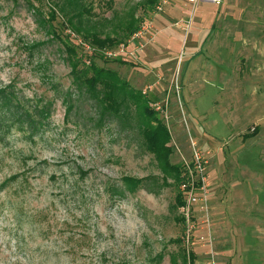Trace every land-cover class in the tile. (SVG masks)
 <instances>
[{
  "label": "rangeland",
  "instance_id": "rangeland-1",
  "mask_svg": "<svg viewBox=\"0 0 264 264\" xmlns=\"http://www.w3.org/2000/svg\"><path fill=\"white\" fill-rule=\"evenodd\" d=\"M83 1L103 36H121L141 0ZM57 2L0 0V98L16 94L37 121L40 109L50 113L36 133L15 110L0 113V264H185L181 251L187 264H264V0H167L147 16L138 8L143 33L123 57L107 51L136 32L94 45ZM62 40L81 67L114 69L145 93L172 136L173 163L183 168L194 149L208 159L211 245L198 238L208 233L203 216L183 241L180 185L159 186L134 130L100 120L77 92L67 111ZM143 178L148 188L137 187Z\"/></svg>",
  "mask_w": 264,
  "mask_h": 264
},
{
  "label": "trees",
  "instance_id": "trees-1",
  "mask_svg": "<svg viewBox=\"0 0 264 264\" xmlns=\"http://www.w3.org/2000/svg\"><path fill=\"white\" fill-rule=\"evenodd\" d=\"M60 1L57 2L58 10L66 17V22L72 31L74 30L94 45L107 46L117 44L136 32L140 18H143L136 15L138 8L142 9L143 15L147 16L157 9L162 0H141L133 5L129 15H125V27L121 36L109 34L103 36L102 32L98 30V20L93 16L91 7H88L83 0ZM56 13L57 9L54 8L50 17L55 18ZM51 30L55 36L61 39V35L57 34L54 27ZM62 41L68 52L67 60L72 76L71 90L68 91L65 98L67 111L71 112L77 106L76 99L73 97L76 92L78 96H85L92 102L100 120L120 123L122 127L132 129L140 136L143 152L153 154L162 173V179L159 177L154 179H157L158 184L161 180L167 182V180L173 179L177 182L178 187L183 180V168L170 159L172 136L158 112L151 106L149 98L141 89L133 87L114 69L99 66L95 62L81 67L80 59L77 57V47L72 43ZM1 96L0 113H12L15 110L19 115L24 116L21 122L29 123L32 126H30L31 130L35 133L43 128L45 122L42 119H46L50 115L47 108L39 110L42 119L37 121L28 109L22 108L21 101L16 94L7 93ZM257 131L258 128L255 127L254 134ZM250 134L248 133L246 136ZM146 185L147 180L144 178L137 182V187ZM131 186L136 188V185ZM159 186L161 185L159 184ZM175 200L173 204L175 208L184 204L183 194L179 189ZM179 220L183 221L182 217ZM179 257L184 258V262L187 264L185 252L181 251Z\"/></svg>",
  "mask_w": 264,
  "mask_h": 264
},
{
  "label": "built area",
  "instance_id": "built-area-1",
  "mask_svg": "<svg viewBox=\"0 0 264 264\" xmlns=\"http://www.w3.org/2000/svg\"><path fill=\"white\" fill-rule=\"evenodd\" d=\"M206 1L221 4L223 0H189ZM167 0H162L157 8L166 3ZM145 28V27H144ZM143 29L137 31L128 42H122L115 47L114 50L107 51V54L113 57H123L125 54H134L129 49V43L141 36ZM208 159L198 150L194 149V155L190 161H186L183 166V180L180 184V189L183 194L184 204L181 206V214L184 222L183 241L190 244L193 240V232L199 221V217L203 216V228L208 227V233L199 235V240L206 245L212 244L211 235V215L209 206V191H208Z\"/></svg>",
  "mask_w": 264,
  "mask_h": 264
},
{
  "label": "crops",
  "instance_id": "crops-1",
  "mask_svg": "<svg viewBox=\"0 0 264 264\" xmlns=\"http://www.w3.org/2000/svg\"><path fill=\"white\" fill-rule=\"evenodd\" d=\"M258 128V127H257ZM255 129V128H254ZM254 131V130H253Z\"/></svg>",
  "mask_w": 264,
  "mask_h": 264
}]
</instances>
